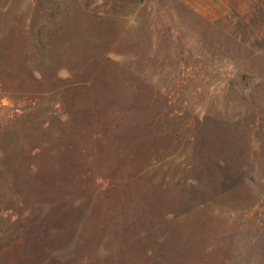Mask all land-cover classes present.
Segmentation results:
<instances>
[{
  "label": "rangeland",
  "instance_id": "374dc122",
  "mask_svg": "<svg viewBox=\"0 0 264 264\" xmlns=\"http://www.w3.org/2000/svg\"><path fill=\"white\" fill-rule=\"evenodd\" d=\"M0 264H264V0H0Z\"/></svg>",
  "mask_w": 264,
  "mask_h": 264
}]
</instances>
